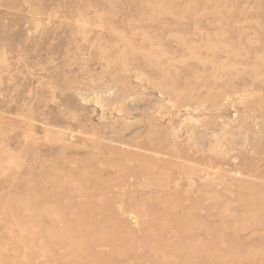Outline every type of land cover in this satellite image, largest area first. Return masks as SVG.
Returning <instances> with one entry per match:
<instances>
[{
  "label": "rangeland",
  "instance_id": "1",
  "mask_svg": "<svg viewBox=\"0 0 264 264\" xmlns=\"http://www.w3.org/2000/svg\"><path fill=\"white\" fill-rule=\"evenodd\" d=\"M0 264H264V0H0Z\"/></svg>",
  "mask_w": 264,
  "mask_h": 264
},
{
  "label": "bare ground",
  "instance_id": "2",
  "mask_svg": "<svg viewBox=\"0 0 264 264\" xmlns=\"http://www.w3.org/2000/svg\"><path fill=\"white\" fill-rule=\"evenodd\" d=\"M197 104V103H196ZM198 106V105H197Z\"/></svg>",
  "mask_w": 264,
  "mask_h": 264
}]
</instances>
